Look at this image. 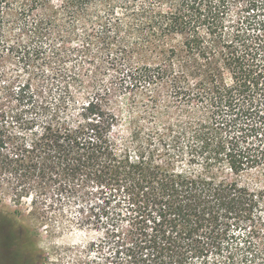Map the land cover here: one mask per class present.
<instances>
[{"label":"trees","instance_id":"trees-1","mask_svg":"<svg viewBox=\"0 0 264 264\" xmlns=\"http://www.w3.org/2000/svg\"><path fill=\"white\" fill-rule=\"evenodd\" d=\"M240 2L264 30V0H0V67L27 74L0 68V193L42 222L43 197L95 198L105 231L103 263L56 264H264L241 179L264 181V40L229 30Z\"/></svg>","mask_w":264,"mask_h":264},{"label":"rangeland","instance_id":"rangeland-1","mask_svg":"<svg viewBox=\"0 0 264 264\" xmlns=\"http://www.w3.org/2000/svg\"><path fill=\"white\" fill-rule=\"evenodd\" d=\"M248 13H253V11H247L241 2L234 5L231 21L227 24L229 30L237 27L246 31L245 37H249L250 40L255 37V34H258L259 40L263 42L262 31L264 30L261 32L253 31L255 29L248 26L250 22L242 23L243 19H239L240 15L243 16ZM249 30L250 34H248ZM259 40L256 39L257 42L261 43ZM73 45L75 42L71 44V46ZM0 68H3L10 78L18 74L21 75L22 79L27 78V74L18 70L11 60H8ZM98 78L105 80V84L110 88L114 86L116 81L114 72L111 70L106 72L103 70ZM73 89L77 92L82 91L78 85L74 86ZM126 96L121 92H115L116 104L114 107L115 112L121 118L120 131L128 135L130 129L128 109L130 105ZM1 107L7 110L9 114L17 108L10 98L2 100ZM261 170H263L261 171L262 174L258 173V176L263 175L264 177V169ZM241 179L251 188L258 189L260 187L259 189L263 190V197H257L258 205L255 207V214L261 217V221L256 220L257 224L264 229V186H262L264 181L260 182L256 174L245 175ZM43 198L44 203L42 205L38 203L37 206H43L47 209V219L44 222L36 214H32L30 197H22L21 200L15 201L0 193V226L4 232L10 234L7 246L0 247V264H43L44 262L56 264L61 255H66L67 259L70 260L80 257L86 262L95 263V258L104 255L105 249L100 248V243L105 239V231L92 223L94 216L89 210V207L94 204L95 198H89L85 201L74 198L61 203L56 201L53 203L52 194ZM114 203L115 201L111 205H115ZM255 236L256 242L263 245L264 238L260 239L258 238L259 235ZM97 260L103 263L102 257Z\"/></svg>","mask_w":264,"mask_h":264},{"label":"flooded vegetation","instance_id":"flooded-vegetation-1","mask_svg":"<svg viewBox=\"0 0 264 264\" xmlns=\"http://www.w3.org/2000/svg\"><path fill=\"white\" fill-rule=\"evenodd\" d=\"M1 228V226H0ZM3 228H1L2 230ZM9 238H10V234L7 232H4L2 230V233L0 232V247H5L7 246L8 242H9ZM13 247L15 246L14 244L12 245Z\"/></svg>","mask_w":264,"mask_h":264}]
</instances>
